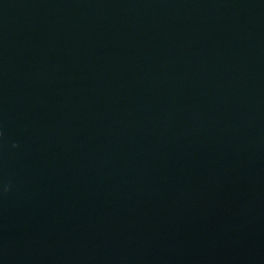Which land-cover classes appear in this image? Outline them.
<instances>
[{
  "label": "water",
  "instance_id": "water-1",
  "mask_svg": "<svg viewBox=\"0 0 264 264\" xmlns=\"http://www.w3.org/2000/svg\"><path fill=\"white\" fill-rule=\"evenodd\" d=\"M0 264H264V0H0Z\"/></svg>",
  "mask_w": 264,
  "mask_h": 264
}]
</instances>
